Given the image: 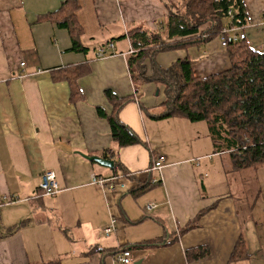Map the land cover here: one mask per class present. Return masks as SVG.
I'll use <instances>...</instances> for the list:
<instances>
[{"label": "crops", "instance_id": "obj_1", "mask_svg": "<svg viewBox=\"0 0 264 264\" xmlns=\"http://www.w3.org/2000/svg\"><path fill=\"white\" fill-rule=\"evenodd\" d=\"M63 1L0 0V264H122L115 255L128 246L131 264H264V166L230 187L229 158L215 152L207 125L202 131L186 124L211 139L213 151L208 142L185 156L183 137H198L183 133L188 120L154 118L163 100L156 86L132 83L127 31L158 28L166 13L162 1L77 0L83 51L71 49L67 28L41 19ZM243 2L247 22L239 32L249 48L263 52L264 0ZM99 48L106 55L97 57ZM185 55L197 76L230 66L219 36L160 52L156 61L168 67ZM106 90L131 97L117 117L144 144L112 142L107 119L97 113L112 112ZM158 154L164 165L151 169ZM86 156L117 159L123 171ZM215 156L223 157L222 165ZM45 170L60 187L52 196L38 187ZM92 175L115 177L113 189L91 184ZM194 218L193 227L176 233ZM111 219L114 230L105 234ZM240 237L243 247L234 256ZM196 246L206 254L188 261L185 250Z\"/></svg>", "mask_w": 264, "mask_h": 264}, {"label": "trees", "instance_id": "obj_2", "mask_svg": "<svg viewBox=\"0 0 264 264\" xmlns=\"http://www.w3.org/2000/svg\"><path fill=\"white\" fill-rule=\"evenodd\" d=\"M160 1L166 13L157 23L158 28L135 27L126 34L132 50L126 57L127 66L134 87L137 89L146 83L165 86L166 99L161 103L162 111L154 118L183 117L189 122H205L215 152L227 153L232 171L264 166V51H255L249 48L245 39L232 40L226 34L224 36L228 41L225 48L230 66L225 70L197 76L187 55L177 58L168 67H162L156 61L160 52L198 45L218 36L223 28L231 24L242 28L247 22L243 0ZM78 6L77 0H64L56 12L41 19L50 18L58 27L67 28L71 49L83 51L85 47L78 39ZM105 95L113 105L112 112L107 115L97 108V113L107 119L112 142L116 147L144 144L117 117L119 109L131 97L117 98L109 90L105 91ZM104 157L108 158L106 154ZM112 168L123 171L117 159ZM148 186L146 184L132 193L136 194ZM194 225L195 218L176 233ZM176 233H172L171 241L176 238ZM242 240L241 237L238 239L232 255L239 254ZM159 241L161 237L154 242ZM125 249L131 248L123 247L118 252ZM206 252L204 246H196L186 249L185 257L189 261L204 256Z\"/></svg>", "mask_w": 264, "mask_h": 264}, {"label": "built area", "instance_id": "obj_3", "mask_svg": "<svg viewBox=\"0 0 264 264\" xmlns=\"http://www.w3.org/2000/svg\"><path fill=\"white\" fill-rule=\"evenodd\" d=\"M240 28H237L236 26H233L232 24L223 28L218 35L220 38V44L222 47H225L227 44V39L225 38L224 35L228 34V37H230L232 40H239V39H244L245 34L239 32ZM109 47H112V43L109 44ZM106 50L105 48H99L96 52L97 57H101L106 55ZM22 64V63H21ZM165 162V156L162 154H158L152 161L151 164V169L154 170H160L162 166L164 165ZM41 181L39 183V190L41 192V195L44 196H52L56 194L60 187L59 184L56 180L55 174L51 170H45L41 173ZM115 177L113 176H102V175H92L91 177V184L96 185L100 188H111L113 189V181ZM8 201H11L7 198ZM154 205L149 203L146 204V209L149 210L153 207ZM115 226V219H111L109 224L103 228V231L105 234H109L112 230H114ZM115 259L122 263V264H131V251L128 249L121 250L116 253Z\"/></svg>", "mask_w": 264, "mask_h": 264}, {"label": "rangeland", "instance_id": "obj_4", "mask_svg": "<svg viewBox=\"0 0 264 264\" xmlns=\"http://www.w3.org/2000/svg\"><path fill=\"white\" fill-rule=\"evenodd\" d=\"M180 7L181 6H179V8ZM131 51L132 50H131V47H130V50H129L128 53H130ZM155 86H156V89L158 90V94L162 96V98H163L162 102H163L166 99V89H165V86H163L161 83H159L158 86L157 85H155ZM181 121H183V120H181ZM175 122H179V121L175 120ZM183 122H186L185 124H181V125H185L186 126V127H182L183 133L185 135L188 134V131H189L191 134H195L196 133V135L198 136V137H195L194 136L195 138L193 139L192 142H190V141L187 142L186 141L187 140V137L186 136L183 137L182 140L184 142L183 145L185 146V148L182 151L185 153V156L187 154L189 155L193 151H196V150L197 151H201V150L205 149L206 146H208V142H209V146H210V151H213L211 149V139H207V140H209L207 142L206 139H204V137L200 136L201 135V131L198 128L197 129H193V127H190V126L186 125V124H199V125H195V126H197V127H200L201 126L202 127V131H204L205 130V127H206V124L203 121H201V122H189V121H185L184 120ZM162 124H166V122L165 121H162ZM200 124H202V125H200ZM170 148H172V147H170ZM225 154L227 156V153H225ZM213 155H215V154H213ZM214 163H216V164H219L220 163L222 165V163H223V157L215 156L214 157ZM220 169H222V168H219L218 167L217 170H220ZM214 174H215L214 171H212L211 172V175L213 176ZM224 175H225V173H224ZM254 175H255V171H254L253 168L247 169V170H245V169L244 170H241V174L240 175H239L238 172H235V171H231L230 170L228 173H226L225 180L226 181H229V186L231 187V186H235L237 183L240 182V179H239L240 176H241V179L242 180L248 181V180H250L249 179V176L250 177H253ZM262 179H264V178H261V181H262ZM243 206L244 205H242L241 207L243 208Z\"/></svg>", "mask_w": 264, "mask_h": 264}, {"label": "water", "instance_id": "obj_5", "mask_svg": "<svg viewBox=\"0 0 264 264\" xmlns=\"http://www.w3.org/2000/svg\"><path fill=\"white\" fill-rule=\"evenodd\" d=\"M86 158L88 160H93L103 166H107L109 168H112L113 167V161L110 160V159H103V158H100V157H96V156H86Z\"/></svg>", "mask_w": 264, "mask_h": 264}]
</instances>
